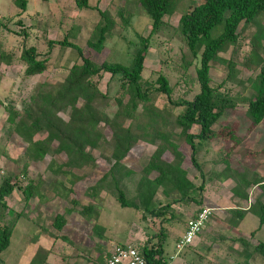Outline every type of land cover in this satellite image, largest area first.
<instances>
[{
    "label": "rangeland",
    "instance_id": "374dc122",
    "mask_svg": "<svg viewBox=\"0 0 264 264\" xmlns=\"http://www.w3.org/2000/svg\"><path fill=\"white\" fill-rule=\"evenodd\" d=\"M70 1L72 2L27 0L26 11H23L15 0H0V56L9 55L11 58L9 65L0 62V185L8 176L12 177V183L15 185L13 194L6 199L12 212L11 217L5 216L6 221L10 223L16 213H23L17 226L13 228L8 249L0 254L1 264H29L31 260L38 264L44 259L45 250L38 248L39 251L35 252V246L32 247L34 239L28 244L36 228L34 229V222L30 221L29 224L26 217L28 214L33 215L36 210L40 211L41 200H48V204L45 202L47 207L43 208L44 217L40 213L38 222L34 221L37 225L41 223L46 230L56 235L58 232L51 226L55 213H63L72 206L64 200L54 199V175L49 170L52 160L56 165H61L66 161L65 155L46 156L40 161H32L26 157V144L9 129L5 108L14 105L22 111L24 105L36 97L41 86L51 89L58 87L66 79L68 68L73 63H79L80 59L74 49L55 45L50 51L48 68L42 74L27 80L24 78L25 67L19 59L24 46L23 33L30 37L27 43L36 44L41 54L47 52V46L44 44L46 41L42 39L61 41L65 37L69 43L82 49L84 57H90L97 64L107 61L125 67L131 66L133 54L140 46V39L150 35L151 20L142 10L139 0H89V9L79 8ZM200 3L202 0H178L174 13L164 17L158 31L150 36L142 78L148 83H155L159 76L166 77L171 88L169 101L164 95L154 94L152 102H140L128 118L116 119L115 114L124 110L123 106L117 103V99L122 96L125 102L128 100L126 91L121 87L120 76L111 77L105 73L93 79L101 94L107 95V100L100 99L95 105L96 110L112 120L109 123L100 121V138L96 140L98 147L88 148L95 159V166L74 171L75 175H81V179L74 184L71 195L79 203L76 209L92 203L86 196V191L109 170L108 161L114 146L112 139L115 133L123 134L125 130L136 140L123 161L133 171L124 181V190L129 200L136 199V185L142 170L157 149L162 150V159L166 162L173 160V150L168 148L170 144H174L181 154H185L186 160L182 166L187 172V177L195 187L203 186L202 191L196 190L192 196L200 198L201 202L203 200L204 208L211 204L209 200L214 202L219 199L222 196L221 191L225 188L239 187L238 189L246 191L248 197L253 199L257 193L260 194L258 186L246 188L238 181L242 178L246 181L264 178V155L254 160L252 154L247 155L251 151L263 150L264 120L253 129L246 115L247 99L252 94V85L264 62L263 18L259 17L251 23H241L237 41L228 45L211 63V87L234 105L233 109L226 110L220 117L218 128L219 125L223 128L224 124L235 128V141L223 144L215 139L204 144L196 155L201 167L200 174L190 164L191 150L176 125V117L183 113L184 107H175L173 103L192 101L199 93L196 69L199 67L202 51L199 50L196 57L189 51L179 27V20L184 13ZM100 12H103L104 16H101ZM105 20H108L111 26L104 49L95 54L87 46V42L95 36L96 27L103 26ZM219 32L220 27L213 30L212 36H217ZM34 37L36 39H33ZM79 103L82 101L79 100ZM69 112L67 109L60 115L67 120ZM191 132L196 135L199 130L194 127ZM246 151L249 152L245 154ZM150 175L154 177L156 173ZM58 177L62 178L61 175ZM29 185L34 187L31 190V201L25 199V189ZM66 187L70 185L66 184ZM99 196L97 204L100 210L96 224L104 228L102 237L90 234L92 224H88L83 218L74 213L67 215L68 223L64 228L67 238L58 239V243L52 246V252L50 251L51 254L46 259L47 264H71L79 254L83 257L84 264H101L104 263V256L115 244L142 245L152 235L156 236L160 232L159 227H165V222L161 223L159 219H143L140 212L120 207L110 192H101ZM164 200L165 197L159 189L155 201L164 205ZM34 204L37 206L34 207ZM179 205L193 207L194 203H177L172 207ZM177 211L178 208H172L168 212L167 217L170 220L167 222H171V225L168 229L165 228L169 234L164 245L166 254L172 252L179 226L185 220ZM191 214L193 216L194 212ZM250 219L244 223L245 230H254L257 227H251L250 222L254 224L256 220ZM78 222L87 231L82 229ZM254 239L264 242V227ZM90 257H93V260H89Z\"/></svg>",
    "mask_w": 264,
    "mask_h": 264
},
{
    "label": "trees",
    "instance_id": "16d2710c",
    "mask_svg": "<svg viewBox=\"0 0 264 264\" xmlns=\"http://www.w3.org/2000/svg\"><path fill=\"white\" fill-rule=\"evenodd\" d=\"M177 1L139 0L142 10L151 20V30L148 37L140 39V46L133 54L132 64L129 67L107 61L97 64L90 57H84L82 49L69 43L65 37L61 41L42 39L44 42L46 41L44 44L47 46V52L41 54L36 44L27 43L30 37L23 33L24 42L22 44L24 46L19 59L25 67L24 78L27 80L42 74L48 68L50 51L55 45L74 49L80 59L79 63H73L68 68L66 79L58 87L51 89L48 86H41L36 97L24 105L22 111L16 109L14 105H8L5 108L7 112L6 123L9 129L26 144L24 149L26 157L32 161H40L46 156L62 154L66 157V161L61 165H56L52 160L49 166V170L54 175L52 183L54 199L64 200L72 205L63 213H55L51 223V226L58 232L55 238L62 240L67 238L64 233V228L68 223L67 215L73 213L83 218L88 224H92L90 234L101 238L104 228L96 224L100 210L97 203H99V194L104 191L110 192L120 207L134 209L142 214L143 219H159L161 223L170 220L167 217L168 212L177 203L191 201L199 206L191 218L204 208L202 206L203 200L201 202L200 198L196 199L192 196L196 190L202 191L203 186L195 187L194 183L187 177V172L182 166L186 160L185 154H181L174 144H170L168 147L173 150V160L169 163L166 162L162 159V150L157 149L142 170V175L136 185V199L132 201L127 198L124 181L133 174V171L123 161L136 142L135 137L128 130H125L123 134H114L112 139L114 146L108 161L110 168L86 191V196L92 203L76 209L79 203L71 197L74 184L81 179V175H75L74 171L95 166V159L88 148L98 147L96 140L100 138L98 130L100 121L109 123L112 120L96 110L95 105L100 99L107 100V95L101 94L97 84L93 82L95 77L99 78L105 73L111 77L120 76L121 87L126 91L128 100L125 102L122 96L117 99V103L123 106L124 110L115 114L116 119L128 118L138 108L140 102L145 104L152 102L154 94L164 95L169 101L171 88L167 78L161 75L155 83H148L143 81L142 72L149 49L150 36L158 31L164 17L174 13ZM15 3L20 6L21 10L26 11L27 0H15ZM71 3L79 8H90L89 0H72ZM100 14L104 16L103 12ZM259 17L264 19V0H202V3L194 5L180 17L179 27L185 37L187 48L195 57L197 52L202 50L199 67L196 69L199 93L194 96L192 101H180L173 103V105L184 107L183 113L176 117V125L180 128V134L191 150L190 164L200 174L201 167L197 162L196 155L204 144L215 139L227 144L235 141L236 136V130L232 126L227 127L224 124L223 128H220V125L218 128L220 117L226 110L233 109L234 105L230 104L227 99L220 96L211 87V63L228 45L237 41L238 28L241 23H251ZM105 21L103 26L96 27L95 36L87 42V46L95 54H99L104 49L106 36L111 26L108 20ZM218 27H220L219 34L212 36L213 30ZM0 62L9 65L11 58L9 55L0 56ZM79 100L82 101L81 104ZM67 109L70 112L67 120H65L60 114ZM246 115L253 129L264 120V62L261 64L259 74L252 85V94L247 99ZM194 127L199 130L196 135L191 132ZM39 136L43 137L37 138ZM248 152L246 151L245 154ZM250 154L254 160V158L264 155V147L261 151H251L247 155ZM153 172L156 175L151 177L150 174ZM59 175H61V179L58 177ZM238 182L246 188L250 186L259 187L260 194L252 201L250 210L258 217L259 227L263 226L264 178L251 181L242 178ZM66 184L70 187H66ZM14 186L10 176L5 177L0 185V223H2L0 226V254L8 249L13 228L23 214L21 211L16 213L10 223L5 219V216H12L6 199L13 194ZM33 188V185H29L25 189V199L32 200L33 193L31 190ZM238 188H232L233 195L241 200H248V193ZM159 189L165 197L164 205H159L155 201ZM47 201L41 200V202ZM158 229L160 232L156 236L152 235L142 245L127 244L140 252L145 257L147 264H167L164 251L167 232L162 227ZM99 244L98 247L102 249ZM117 245L127 246L121 243L112 246L104 256V263L101 264H106L112 249ZM48 252L45 251L44 259L38 264H46ZM253 253L264 257V242L256 244ZM30 264L37 263L35 260H31Z\"/></svg>",
    "mask_w": 264,
    "mask_h": 264
},
{
    "label": "crops",
    "instance_id": "0c3cea01",
    "mask_svg": "<svg viewBox=\"0 0 264 264\" xmlns=\"http://www.w3.org/2000/svg\"><path fill=\"white\" fill-rule=\"evenodd\" d=\"M59 2H62V0H59ZM231 190L227 188L222 190V196L219 199H215L216 201L214 202L207 199L211 202V204L206 206L211 210V214L201 232L181 252L175 250V243L184 235L186 223L193 214L191 212L195 214L199 206L195 203L193 205L192 203L193 207L186 205L172 207L178 208L179 211L177 212L185 217V220L179 226L172 252L169 254L165 253L167 264H264V257L253 253L254 246L259 242H263L256 241L254 238L260 235L264 227V225L259 227L258 217L250 210L253 198L248 197V200H241L234 196ZM258 192L260 191L258 190ZM47 204L42 202L39 212L36 210L35 213L33 212V215L28 214L26 217L29 221L28 223L30 224V221H33L34 229L36 228L28 244L34 241L32 247L34 248L35 246V252H37L38 248H42L45 251H49L48 255H50L52 246L58 243L60 239L58 240L57 238L55 240L53 237H56V234H53L50 230H45L41 223L39 225L35 223V221L38 222L40 213L44 217L43 212L45 209L43 208L47 207ZM36 206L34 204V207ZM249 218H251L250 220H253L252 218L256 220L254 224L250 222L251 227L257 226L254 230L253 228L249 230L244 229V223ZM79 225L87 231L81 223ZM164 225L165 227H162L163 229L170 227L171 222H165ZM15 226H17V223ZM165 231L168 237V230L165 229ZM82 258L81 254H79L71 264H84ZM89 260H93V257H90Z\"/></svg>",
    "mask_w": 264,
    "mask_h": 264
},
{
    "label": "built area",
    "instance_id": "2783aa9c",
    "mask_svg": "<svg viewBox=\"0 0 264 264\" xmlns=\"http://www.w3.org/2000/svg\"><path fill=\"white\" fill-rule=\"evenodd\" d=\"M211 214L209 208H203L195 217L189 219L186 224L184 235L175 243V250L181 252L191 244L194 238L201 232ZM106 264H147L145 257L134 247L117 245L112 249Z\"/></svg>",
    "mask_w": 264,
    "mask_h": 264
}]
</instances>
